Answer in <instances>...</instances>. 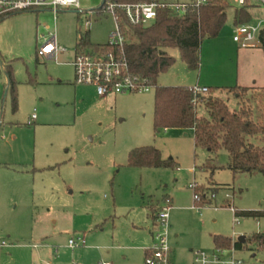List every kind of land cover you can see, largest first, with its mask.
Here are the masks:
<instances>
[{
    "label": "rangeland",
    "instance_id": "rangeland-1",
    "mask_svg": "<svg viewBox=\"0 0 264 264\" xmlns=\"http://www.w3.org/2000/svg\"><path fill=\"white\" fill-rule=\"evenodd\" d=\"M100 2L82 0L81 6L89 9ZM228 2L219 35L202 43L200 66H223L219 72L231 74L239 64L264 70L258 39L250 48L255 54L238 55L237 47H244L232 39L238 7ZM251 5L247 24L256 25L264 18V5ZM87 11L64 10L56 17L49 10L16 13L0 22V243H7L0 249V264H147L145 249L148 253L162 232L150 208L165 196L172 198L167 237L172 264H193L191 249L213 251L214 236L232 242L245 236L242 249L234 251L240 264H264V248L249 240L264 234V174H235L227 151L196 147L191 130L155 131L153 87L101 97L93 85L76 83L71 63L79 37L88 34L92 43H106L115 26L111 15ZM50 34L66 49L57 58L37 54ZM217 47L223 49L214 60ZM167 51L175 61L158 75L157 85L196 83L199 71L187 67L179 49ZM214 94L230 109H238L240 102L253 120L264 121V94L252 90L240 100L233 91ZM33 113L37 118L29 124ZM197 113L207 116L203 104ZM141 146L160 149L162 158H172L174 165L130 166L129 152ZM192 183L207 188L210 205L195 203ZM243 211L260 216H242ZM79 238L86 244L69 246L70 239Z\"/></svg>",
    "mask_w": 264,
    "mask_h": 264
},
{
    "label": "trees",
    "instance_id": "trees-1",
    "mask_svg": "<svg viewBox=\"0 0 264 264\" xmlns=\"http://www.w3.org/2000/svg\"><path fill=\"white\" fill-rule=\"evenodd\" d=\"M133 1V0H123ZM253 5L247 4L235 9V24L248 23ZM230 7L228 0H208L206 5L189 8L183 16L171 10H161L155 21L147 25L129 26L126 28L127 41L124 46V57L132 74L148 78L155 90L154 128L193 129L196 147H203L211 152L224 149L228 153L229 168L236 174L242 171L264 174V121L252 119V113L242 107L230 109L227 102L214 94L218 88H209L207 94L197 98L193 103V87L160 86L157 77L167 71L175 59L167 49L177 48L181 59L189 69H200V51L203 41L219 35ZM259 41L264 49V28L259 33ZM88 34L79 37L77 46L92 47ZM7 74L11 87L14 108L17 107V91L12 78V68L8 65ZM233 91L237 98L244 99L248 91H258L242 86L226 88ZM203 104L207 116H199L197 107ZM128 164L135 167H170L174 165L172 158H162L161 150L154 146H141L132 149L128 155ZM205 186L199 185L194 193L200 195L199 206L210 205L212 195L206 192ZM152 210V208H151ZM238 211H236V215ZM242 216L260 214L254 211H243ZM245 241L232 242L229 237L214 236L216 247H230L240 250ZM264 248V234H255L249 239Z\"/></svg>",
    "mask_w": 264,
    "mask_h": 264
},
{
    "label": "built area",
    "instance_id": "built-area-1",
    "mask_svg": "<svg viewBox=\"0 0 264 264\" xmlns=\"http://www.w3.org/2000/svg\"><path fill=\"white\" fill-rule=\"evenodd\" d=\"M82 0H0V21L16 14L32 11H52L54 16L64 10L73 9L84 13L92 10L96 14L111 15L114 20V30L111 31L106 43L96 44L92 47L77 46L75 59L72 65L75 69V82L78 84L93 85L96 92L101 97L110 94L142 93L149 92L153 87L148 78L132 74L124 57V46L127 41L126 28L129 26L147 25L155 21L161 10H171L183 16L189 8H198L206 5L208 0H194L191 3H168L163 0H101L92 8L83 9ZM256 1L257 5H264V0H232L237 7H243ZM264 18L259 19L256 25L247 23L236 27L234 40L244 46H253L259 33L263 29ZM85 28L91 25L89 20L84 23ZM66 49L58 46L56 34H50L45 38L37 54L41 57L57 58ZM194 99L196 105L197 98L201 94L209 92L208 87L193 86ZM37 115L33 113L28 123L32 124ZM196 183L190 187L197 188ZM200 195L194 193V200L199 201ZM171 204L166 198L156 213V222L162 232L155 236L156 243L148 249L146 256L147 264H172L170 258V247L168 245V219ZM234 215L236 216V211ZM237 217V216H236ZM86 239L79 238L69 240V246L75 247L85 245ZM7 243L2 241L0 249L6 247ZM236 251L234 243L230 247H216L213 251L193 250L195 264H240L241 260L234 255ZM232 252V254H231ZM82 264V263H80ZM104 264H110L108 262Z\"/></svg>",
    "mask_w": 264,
    "mask_h": 264
},
{
    "label": "crops",
    "instance_id": "crops-1",
    "mask_svg": "<svg viewBox=\"0 0 264 264\" xmlns=\"http://www.w3.org/2000/svg\"><path fill=\"white\" fill-rule=\"evenodd\" d=\"M234 34H235V32L233 33V37H234ZM233 37H232L233 42L242 45L241 43L236 42ZM242 46H244V45H242ZM237 48H238V50H237L238 55L248 56V58H249L253 54H255V51H253V49H250V48H254V45L253 46H244V47L238 46ZM222 49H223L222 47H217L214 49L215 51L212 54V57H214V60L215 59L217 60V58H219V54H221L220 50H222ZM215 63H218V61H214V64ZM205 66L206 65H204V63H203L200 66L201 68L199 70H197V71H199V75H198V79H197L196 83H194V84H182V85H170V86H190V87H193L195 85H200V86L208 87V88H218V90H220V89L227 90L226 88L233 87L236 85L242 86V87L254 88V89H263L264 88V70L258 68L260 65H251V64L240 65L239 64V65H237L236 71L233 74L228 73V72L223 73L222 71L219 72L218 68L220 67L223 70V66L209 65L207 67V70H206ZM180 130H191V131H193V129H180ZM166 198L170 199V204H171L172 198L170 196H165L163 199V202ZM162 204L163 203H161L160 205L159 204L151 205L152 210L150 208L149 215L152 217V219H154V220L156 219V213L160 209ZM145 251H146V254H148L147 249H145ZM191 253L193 256V250L192 249H191ZM170 258H171V256H170ZM171 262H172V259H171ZM193 264H195L194 259H193Z\"/></svg>",
    "mask_w": 264,
    "mask_h": 264
},
{
    "label": "water",
    "instance_id": "water-1",
    "mask_svg": "<svg viewBox=\"0 0 264 264\" xmlns=\"http://www.w3.org/2000/svg\"><path fill=\"white\" fill-rule=\"evenodd\" d=\"M246 237L245 236H241L239 240L245 241Z\"/></svg>",
    "mask_w": 264,
    "mask_h": 264
}]
</instances>
